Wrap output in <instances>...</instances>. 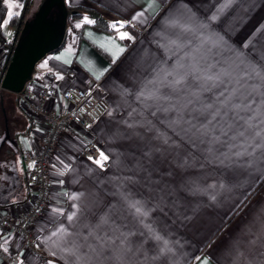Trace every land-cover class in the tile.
Instances as JSON below:
<instances>
[{
    "label": "crops",
    "instance_id": "0c3cea01",
    "mask_svg": "<svg viewBox=\"0 0 264 264\" xmlns=\"http://www.w3.org/2000/svg\"><path fill=\"white\" fill-rule=\"evenodd\" d=\"M24 1L5 0L8 25ZM64 1L98 7L115 27L68 17L27 85L59 95L98 82L107 109L59 140L37 252L0 229V264H264V183L229 219L264 177V0L222 12L223 0ZM17 116L0 118V213L16 215L27 204L21 152L47 125ZM91 138L109 157L103 167L82 153Z\"/></svg>",
    "mask_w": 264,
    "mask_h": 264
},
{
    "label": "built area",
    "instance_id": "2783aa9c",
    "mask_svg": "<svg viewBox=\"0 0 264 264\" xmlns=\"http://www.w3.org/2000/svg\"><path fill=\"white\" fill-rule=\"evenodd\" d=\"M134 37L139 35L136 28L128 26ZM1 78L8 60L6 53L0 58ZM28 83V82H27ZM25 84L17 93L20 105L32 116H42L46 121V130L40 135L38 144L21 152V164L27 174L29 196L25 208L18 215L8 212L0 213V229L18 237L22 248L37 252V237L34 226L52 203L50 161L54 155L62 133L70 126L88 129L106 112L107 106L98 92V82L88 88H66L59 95L49 86H40L33 92ZM59 97L62 105L52 110H42L40 103ZM86 157L96 161L100 158L94 139H89L82 148ZM104 165L105 162L101 161Z\"/></svg>",
    "mask_w": 264,
    "mask_h": 264
},
{
    "label": "water",
    "instance_id": "95a60500",
    "mask_svg": "<svg viewBox=\"0 0 264 264\" xmlns=\"http://www.w3.org/2000/svg\"><path fill=\"white\" fill-rule=\"evenodd\" d=\"M68 9L64 0H41L26 18L1 78V87L20 92L32 78L35 66L63 40Z\"/></svg>",
    "mask_w": 264,
    "mask_h": 264
},
{
    "label": "trees",
    "instance_id": "16d2710c",
    "mask_svg": "<svg viewBox=\"0 0 264 264\" xmlns=\"http://www.w3.org/2000/svg\"><path fill=\"white\" fill-rule=\"evenodd\" d=\"M31 3V0H25L23 6L19 13L9 16L8 23L12 27L14 32V38L12 40H7L3 31V21L6 18L7 8L5 0H0V44L5 48L6 58L9 61L16 38L23 26L25 19L27 18L28 5ZM68 17L76 18H87L90 20L92 25L96 28L102 30L111 31L113 29L110 22H108L102 15L100 9L94 5L91 6H71L67 5ZM264 183V177L261 178L256 187L248 194L246 199L239 205V207L230 215L231 219L247 202V200L259 189V187ZM27 185V186H26ZM26 193L29 192L28 184L25 182Z\"/></svg>",
    "mask_w": 264,
    "mask_h": 264
},
{
    "label": "rangeland",
    "instance_id": "374dc122",
    "mask_svg": "<svg viewBox=\"0 0 264 264\" xmlns=\"http://www.w3.org/2000/svg\"><path fill=\"white\" fill-rule=\"evenodd\" d=\"M39 5V4H38ZM37 5V6H38ZM37 8V7H36ZM34 12V11H33ZM32 12V13H33ZM31 13V14H32ZM31 14L28 16V17H30L31 16ZM27 17V18H28ZM11 26H9L8 24H7V22H6V20L4 21V24H3V30H4V32H5V34H6V36H7V38H10L11 37ZM13 30V29H12ZM1 60V59H0ZM31 80V79H30ZM29 80V81H30ZM28 81V82H29ZM14 94L16 95V96H14ZM1 97H4V102H1ZM14 97H16L15 98V100H14ZM14 101H15V104H14ZM105 101V100H104ZM106 104V103H105ZM16 107H17V109H18V111L16 110ZM3 109H5V111L7 112V114H8V117H9V119H15V121H16V119H18V116H17V114H18V112L19 113H22L23 115H25V116H32V115H30L29 113H27L26 111H25V109L20 105V103H19V100H18V95H17V93H12V92H10V91H7V90H4L2 87H0V118H2L1 117V114L3 113ZM14 131V129H13V127L11 128V130H10V132H13ZM44 132V131H43ZM63 134V133H62ZM62 136V135H61ZM61 138V137H60ZM91 139H93V138H91ZM88 141V140H87ZM86 141V142H87ZM59 143V142H58ZM58 145V144H57ZM7 147H10L11 149H12V155H15L16 153H17V151H18V149L16 150V148H13V146L12 145H8ZM101 154V153H100ZM12 157V156H11ZM100 159V158H99ZM20 161H21V155H20ZM105 162V161H104ZM106 165V162H105V164L103 165V166H105ZM24 178H25V182H27V174L24 172ZM27 186V185H26ZM28 196H29V192H27L26 193V198H28ZM51 197H52V194H51ZM53 199V198H52ZM21 212V211H20ZM36 248H37V245H36Z\"/></svg>",
    "mask_w": 264,
    "mask_h": 264
},
{
    "label": "snow or ice",
    "instance_id": "6c2138e0",
    "mask_svg": "<svg viewBox=\"0 0 264 264\" xmlns=\"http://www.w3.org/2000/svg\"><path fill=\"white\" fill-rule=\"evenodd\" d=\"M235 0H223V3L218 7L217 11L222 12L225 9L229 8ZM153 3H155V0H153ZM211 20L216 21L219 19V16L217 14H213L212 17H210ZM115 27V25H113ZM127 36V33L122 34V38ZM245 47H247V42H245ZM123 51V50H121ZM259 75V73H257ZM209 79H212L211 77ZM218 79V78H217ZM236 107H239V105H236ZM89 159H92V157H89ZM109 157L105 155L104 153L100 154V159H97L95 162L97 163L98 166L103 167V164L101 161H107ZM136 212L139 214L141 212L140 208H136ZM72 217H69L71 219ZM199 259V258H197ZM200 264H208V258H204L203 260L200 261Z\"/></svg>",
    "mask_w": 264,
    "mask_h": 264
}]
</instances>
